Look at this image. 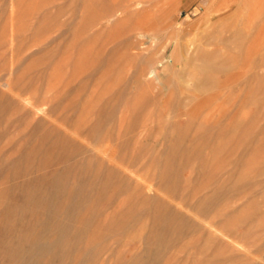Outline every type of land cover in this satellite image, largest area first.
<instances>
[{
    "label": "rangeland",
    "instance_id": "rangeland-1",
    "mask_svg": "<svg viewBox=\"0 0 264 264\" xmlns=\"http://www.w3.org/2000/svg\"><path fill=\"white\" fill-rule=\"evenodd\" d=\"M123 3L0 0V264H264V0Z\"/></svg>",
    "mask_w": 264,
    "mask_h": 264
},
{
    "label": "bare ground",
    "instance_id": "bare-ground-1",
    "mask_svg": "<svg viewBox=\"0 0 264 264\" xmlns=\"http://www.w3.org/2000/svg\"><path fill=\"white\" fill-rule=\"evenodd\" d=\"M154 1L155 0H124V3L126 2V5L128 6V5H133V4H135L136 5V7H138V8H153L154 7ZM192 1V0H191ZM123 3V4H124ZM147 4V5H146ZM152 10V9H151ZM151 10H149L148 12H150L149 14H151ZM155 10V9H154ZM153 10V11H154ZM147 11V10H146ZM146 13V12H145ZM154 13V12H153ZM146 15H148V14H146ZM150 16V15H149ZM155 16V15H154ZM145 17V16H144ZM150 19V18H149ZM169 19H170V16H169ZM171 20V19H170ZM180 24H182V22H180ZM140 35L142 36V37H146V34L145 33H140ZM237 36H239L240 38H241V36L240 35H237ZM243 37H244V35H243ZM236 38V37H235ZM238 38V37H237ZM237 40H242V39H237ZM214 58V57H213ZM205 59V58H204ZM206 60V59H205ZM203 62V61H202ZM227 67H229V62H227V61H211V60H206V61H204L203 63H202V68H203V70H205V71H208V72H212V71H222V70H224V69H226ZM256 79H258V81H263L264 80V75L263 74H261V75H257L256 76ZM209 81H206V83H208ZM211 82V81H210ZM209 82V83H210ZM213 83V82H212ZM254 99V98H253ZM258 99V98H257ZM255 100V99H254ZM240 122L238 123V126H239V129H240ZM169 155V154H168ZM164 172H165V177H167L168 176V171H166V169L164 170ZM169 178V177H168ZM110 180H112V175H109V176H107V180H106V185H108L109 184V182H110ZM231 182V191L229 192V197L230 196H233V195H235L236 194V192L237 191H239V190H241V189H243L245 186H247V183H245V184H243V183H241L239 180H236V179H233V180H231L230 181ZM84 192V191H83ZM88 192H90V191H88ZM227 191L225 190V188H224V186H217L215 189H214V191H213V193L210 195V196H208L207 198H206V200L204 201V204L208 207V206H211V205H213L214 203H216V202H218V201H221V200H223L224 198H226V196H227ZM84 195V194H83ZM158 214H160V213H158ZM173 215V214H172ZM160 216V215H159ZM166 220H167V217H166ZM166 223V221L165 222H163V224H165ZM162 225H160V227L158 226V227H156L155 228V231H156V233L158 234V232L161 230V229H163V227H161ZM185 228V227H184ZM181 229V228H180ZM163 230H165V228L163 229ZM179 230V229H178ZM173 231V230H172ZM221 233H222V235L223 236H227L228 237V234L227 233H223L222 231H221ZM178 235V234H177ZM231 237V236H230ZM233 240L234 239H232V242H233ZM237 242H238V240H237ZM235 243V242H234ZM239 243V242H238ZM237 243V244H238ZM239 245V244H238ZM240 246V245H239ZM261 262H262V260H261Z\"/></svg>",
    "mask_w": 264,
    "mask_h": 264
}]
</instances>
